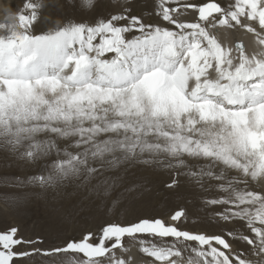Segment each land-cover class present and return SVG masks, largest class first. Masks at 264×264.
I'll list each match as a JSON object with an SVG mask.
<instances>
[{
    "label": "snow or ice",
    "instance_id": "1",
    "mask_svg": "<svg viewBox=\"0 0 264 264\" xmlns=\"http://www.w3.org/2000/svg\"><path fill=\"white\" fill-rule=\"evenodd\" d=\"M169 2L158 4L169 26L145 23L127 8L94 24L69 21L40 32L33 25L43 5L26 2L30 14L21 11L19 24H0V145L23 149L21 158L31 163L63 155L47 175L33 178L42 186L136 163L187 168L198 182L226 180L219 187L227 195L207 203L226 206L217 214L222 220L246 223L252 235H227L243 240L258 259L234 251L223 235L141 219L33 253L14 250L25 241L12 228L0 233V264L36 252L63 253L64 264H127L115 250L127 251L124 238L143 234L161 240L140 241L153 264H264V191L247 190L248 179L264 184V0H235L229 8L215 0L183 3L184 12L198 13L196 22L179 19L184 12L166 7ZM82 6L93 8L95 0ZM221 27L253 33L258 50L226 46L213 31ZM69 138L76 139L61 143ZM185 157L207 163L188 164ZM225 170L245 179H228ZM183 216L180 210L171 220ZM178 244L194 255L185 261Z\"/></svg>",
    "mask_w": 264,
    "mask_h": 264
},
{
    "label": "rangeland",
    "instance_id": "2",
    "mask_svg": "<svg viewBox=\"0 0 264 264\" xmlns=\"http://www.w3.org/2000/svg\"><path fill=\"white\" fill-rule=\"evenodd\" d=\"M9 1L0 17V24H19L18 15L21 11L25 15L30 14V10L24 8L26 2L43 5L38 10L39 17L33 25L37 32L61 27L69 21L94 24L98 19H109L127 8L131 9L129 14L139 15L145 23L169 26L159 15V0H95L93 8L82 6V0ZM211 1L173 0L165 6L184 12L185 2L199 4ZM215 2L222 8H229L235 0ZM193 12L192 10L188 15ZM185 13L187 12H184V16ZM195 14V17L185 19L195 22L192 19L198 20V13ZM256 26H259L258 22ZM2 32L4 29H0V33ZM75 139L69 138L67 142L61 143L71 144ZM21 151L23 149L12 152L0 145V233L8 232L12 228L18 229L16 236L25 243L17 245L15 251L33 253L34 249L62 247L70 239H80L87 233H92L93 238H96L110 223L128 225L141 219H161L166 223H176L182 230L223 235L233 241L236 252H243L249 259H258L251 254L250 246L243 240H235L227 235L229 231H234L240 236L252 235L243 230L242 227L246 223L237 219L227 222L222 220L217 214L223 212L226 206L207 203L208 200L227 195L219 187L220 184L226 183V180L205 176L198 182L187 175V168L177 169L159 163H136L127 169L121 166L118 169L97 172L87 180L83 177L69 178L55 186H42L33 178L47 175L52 170V162L65 157L53 155L42 158L44 163H31L21 158ZM160 159L165 157L161 155ZM185 159L188 164L207 163L193 161L187 157ZM222 168L223 165L220 164L214 166L216 172ZM225 171L228 179H245L235 170ZM242 184L236 187L241 188ZM262 187V184L259 187L255 184L249 186L252 191H264ZM180 210L185 212V216L181 217L180 221L173 222L171 216ZM165 240L168 243L173 242V238ZM140 241L149 244L161 242L160 238H153L149 234L139 235L137 238L125 237L123 243L127 251L115 250L116 258H123L127 264H153L154 258L142 253ZM192 246H196L194 242ZM177 247L181 248L185 261L194 255L183 245L178 244ZM65 259L63 253L42 255L36 252L14 259L17 261H13V264H64Z\"/></svg>",
    "mask_w": 264,
    "mask_h": 264
},
{
    "label": "bare ground",
    "instance_id": "3",
    "mask_svg": "<svg viewBox=\"0 0 264 264\" xmlns=\"http://www.w3.org/2000/svg\"><path fill=\"white\" fill-rule=\"evenodd\" d=\"M234 1V0H233ZM10 1L9 0H0V17L2 16V12L6 10V6L9 5ZM192 11V10H191ZM190 10L187 11V14L184 16H180V19L183 18V21H187V22H191V19L190 20H186L185 17H189V18H193L195 17V12H193V14L191 15H188L189 13H191ZM197 17V16H196ZM192 21H197L195 18L194 20L192 19ZM253 25V27H256L257 31L258 32H261L262 30L259 28V26L257 27L256 26V22L255 21H251L249 22ZM213 31H216L219 39L221 40L222 43H224L226 46H229V47H235L236 44L238 43H243L248 52H253V51H256L258 50V46L256 44V37L253 33H249L247 32L246 29H241V28H235V29H225L223 27L221 28H218V29H214ZM248 184H247V190H251L249 188L250 185H256L257 187H259V183H256V182H253L251 181L250 179H248ZM263 187L262 189H264V184H262ZM241 186V189L245 188V185L242 184L240 185ZM252 191V190H251ZM262 191V190H261ZM183 221V220H182ZM200 225V224H199ZM243 230H246L247 231V234L250 233V231L247 229L246 225L244 227H242ZM193 233H197V232H193ZM200 233V232H199ZM210 234V233H209ZM208 234V235H209ZM215 234V233H214ZM229 240V239H228ZM229 242L234 245L233 241L229 240ZM193 244V242H190ZM184 249V248H183ZM187 250V249H186ZM233 250L235 251V248L233 246ZM190 253V252H189ZM14 261H17V260H14Z\"/></svg>",
    "mask_w": 264,
    "mask_h": 264
},
{
    "label": "water",
    "instance_id": "4",
    "mask_svg": "<svg viewBox=\"0 0 264 264\" xmlns=\"http://www.w3.org/2000/svg\"><path fill=\"white\" fill-rule=\"evenodd\" d=\"M212 2V1H211Z\"/></svg>",
    "mask_w": 264,
    "mask_h": 264
}]
</instances>
